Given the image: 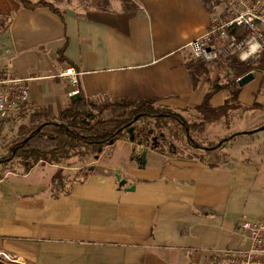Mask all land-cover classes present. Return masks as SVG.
<instances>
[{
    "label": "crops",
    "instance_id": "0c3cea01",
    "mask_svg": "<svg viewBox=\"0 0 264 264\" xmlns=\"http://www.w3.org/2000/svg\"><path fill=\"white\" fill-rule=\"evenodd\" d=\"M44 1L63 13L65 25L47 8L12 12L0 31V64L31 78L30 103L53 115L74 99L69 80L59 76L68 66L92 100L156 98L157 106L180 113L196 112L211 90L214 107L231 97L229 58L206 63L205 71L189 47L212 20L226 19L225 0H131L130 11L123 0ZM66 43L71 64L59 60ZM34 51L42 55L29 60ZM257 70L246 86L236 81L243 106L264 105ZM240 114L230 127L210 125L199 140L240 132ZM90 165L84 182L75 181L82 164L65 168L71 183L58 197L51 188L58 165L5 173L0 253L23 264H203L217 250L242 246L241 219H264V134L203 159L119 140Z\"/></svg>",
    "mask_w": 264,
    "mask_h": 264
},
{
    "label": "trees",
    "instance_id": "16d2710c",
    "mask_svg": "<svg viewBox=\"0 0 264 264\" xmlns=\"http://www.w3.org/2000/svg\"><path fill=\"white\" fill-rule=\"evenodd\" d=\"M130 2L123 0L125 11L133 8ZM38 8L49 9L65 25L63 13L53 3L44 0L37 3L30 0H0V16L7 19L12 12ZM66 46L67 43L59 50V60L62 62L68 61L64 57ZM228 61L232 80L227 88H231V97L222 106L214 107L211 100L217 90L209 91L203 102L195 108L199 118L197 122L189 123L181 113L157 106L159 100L156 98L100 101L81 94L76 102L68 104L57 116L45 107L30 102L19 107L0 123V179L5 172L27 174L39 163L55 164L60 169L53 177L51 188L53 195L58 197L68 192L71 183L65 175V168L82 164L84 167L78 172L75 181L84 182L92 171L90 164L99 158L106 147L119 140L131 141L132 136L135 137V144L142 141L144 146L155 151L187 158L203 159L206 155L219 152L229 143L246 136L241 134L230 139L232 134L216 140H198L194 134L203 135L213 124L222 123L230 127L233 114L237 111H241L239 120L243 123L240 132L264 126V105L257 102L251 107L241 105L238 100L241 90L236 87L239 78L255 68H264V57L257 64L243 63L235 58ZM200 67L207 70L205 62H201ZM195 77L193 75L194 86ZM137 116L138 120L130 125ZM19 119L27 121L18 123ZM226 138L228 141L224 142ZM220 142H223L222 145H219ZM204 148L212 149L207 151Z\"/></svg>",
    "mask_w": 264,
    "mask_h": 264
},
{
    "label": "built area",
    "instance_id": "2783aa9c",
    "mask_svg": "<svg viewBox=\"0 0 264 264\" xmlns=\"http://www.w3.org/2000/svg\"><path fill=\"white\" fill-rule=\"evenodd\" d=\"M225 5L226 19L212 20L208 32L189 44L193 58L205 63L222 57L258 63L264 57V0H225ZM257 72L255 68L250 73ZM260 72L264 78V69ZM59 76L69 80L70 97L81 96L80 73L74 67L64 68ZM30 81L0 64V123L30 102ZM238 234L241 247L217 250L203 264H264V219H241ZM0 264L23 263L0 253Z\"/></svg>",
    "mask_w": 264,
    "mask_h": 264
},
{
    "label": "rangeland",
    "instance_id": "374dc122",
    "mask_svg": "<svg viewBox=\"0 0 264 264\" xmlns=\"http://www.w3.org/2000/svg\"><path fill=\"white\" fill-rule=\"evenodd\" d=\"M71 1V0H70ZM72 1H74V0H72ZM78 1H81V0H78ZM221 14H223V11H222V13ZM8 22H9V19H7V18H4V17H0V31H2L3 29H5L6 28V26H7V24H8ZM42 55V53L41 52H33V53H29L28 54V59L29 60H37L38 59V57H40ZM192 59H194L193 57H192ZM196 59H194L193 60V62H194V64L195 65H197V66H199L200 65V63H201V61H198V60H196ZM196 75V77H197V74H195V72H194V76ZM184 117H185V119L189 122V123H192V122H197V121H199V118H198V114L196 113V112H194V111H184V112H180ZM238 114L239 113H237V114H235L236 116L234 117V119L235 118H237V116H238ZM237 120L238 119H235L234 120V125L235 126H237ZM18 121V123H22V122H26L27 121V119H19V120H17ZM238 129V128H237ZM239 130V129H238ZM10 132V131H9ZM164 133H165V135H166V137L167 138H169L168 137V131L167 130H165L164 131ZM261 134H264V132H260V133H257V134H254V135H250V136H247V137H253V136H255V135H261ZM195 136H196V138L199 140V136H198V134H194ZM243 138H246V137H240V138H238L237 140H239V139H243ZM235 142V141H234ZM0 144H2V141L0 142ZM223 149V148H222ZM221 149V150H222ZM220 151V150H219ZM5 173H7V172H5ZM4 173V174H5ZM0 174H2V171H1V167H0ZM3 174V175H4Z\"/></svg>",
    "mask_w": 264,
    "mask_h": 264
},
{
    "label": "water",
    "instance_id": "95a60500",
    "mask_svg": "<svg viewBox=\"0 0 264 264\" xmlns=\"http://www.w3.org/2000/svg\"><path fill=\"white\" fill-rule=\"evenodd\" d=\"M255 79V75L252 74V73H249L247 75H245L244 77H242L239 81H238V85L239 87H244L246 86L247 84H249L250 82H252L253 80ZM79 99V97H76L72 100V102H76L77 100ZM139 116H137L135 118V120L130 124V125H133L137 120H138ZM260 132H264V126L260 127V128H257V129H254V130H251V131H245V132H237L235 134H233L232 136H230V139H232L233 137L237 136V135H244V136H250V135H254V134H257V133H260ZM135 141V137L132 136L131 137V142H134ZM224 142H227L228 141V138L224 139L223 140ZM223 142H220L219 145H222ZM138 146H142L144 147L142 141H138L137 144ZM205 150H211L212 148H204ZM145 151H142V164H145L146 163V160H145ZM15 156V152L13 153V157ZM12 157V158H13ZM11 158V159H12ZM9 159V160H11Z\"/></svg>",
    "mask_w": 264,
    "mask_h": 264
},
{
    "label": "clouds",
    "instance_id": "9594fccd",
    "mask_svg": "<svg viewBox=\"0 0 264 264\" xmlns=\"http://www.w3.org/2000/svg\"><path fill=\"white\" fill-rule=\"evenodd\" d=\"M242 59H246V56L242 57Z\"/></svg>",
    "mask_w": 264,
    "mask_h": 264
}]
</instances>
